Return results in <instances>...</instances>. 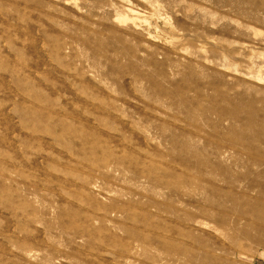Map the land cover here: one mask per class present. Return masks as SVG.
I'll list each match as a JSON object with an SVG mask.
<instances>
[{"label":"rangeland","instance_id":"obj_1","mask_svg":"<svg viewBox=\"0 0 264 264\" xmlns=\"http://www.w3.org/2000/svg\"><path fill=\"white\" fill-rule=\"evenodd\" d=\"M0 264H264V0H0Z\"/></svg>","mask_w":264,"mask_h":264}]
</instances>
